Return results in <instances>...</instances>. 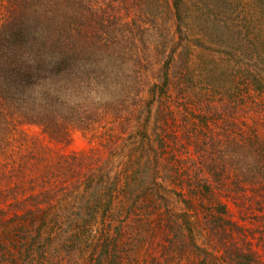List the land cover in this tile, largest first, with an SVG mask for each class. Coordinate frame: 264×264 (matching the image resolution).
<instances>
[{
  "label": "rangeland",
  "instance_id": "374dc122",
  "mask_svg": "<svg viewBox=\"0 0 264 264\" xmlns=\"http://www.w3.org/2000/svg\"><path fill=\"white\" fill-rule=\"evenodd\" d=\"M146 2L167 16L163 0ZM7 5L0 0V49L14 41ZM53 7L85 17L92 34L114 21L121 39L130 22L142 41L77 59L69 82L56 75L67 85L56 129L9 130L25 156L45 158L26 180L10 179L25 185L0 207V264H264V0H186L166 31L124 0L30 10ZM6 157L24 169L17 175L33 163ZM34 175L43 202L32 214Z\"/></svg>",
  "mask_w": 264,
  "mask_h": 264
},
{
  "label": "trees",
  "instance_id": "16d2710c",
  "mask_svg": "<svg viewBox=\"0 0 264 264\" xmlns=\"http://www.w3.org/2000/svg\"><path fill=\"white\" fill-rule=\"evenodd\" d=\"M124 1H126V8L129 11L135 12L139 18L142 17L138 19L141 23H153L157 30L163 31L162 28H164L166 31L168 30L165 27L167 24L182 21L181 11L186 0H163L168 11V14L165 13V16L167 15L164 17L165 19L162 16L163 13L155 12L147 6L146 1L148 0H140V2H144V6L142 3H138L139 0ZM42 2L43 0H9V5H7L9 11L7 22L11 23L7 29L14 41L7 47L1 42L0 49L5 50L4 54L0 55V207L3 209L5 205H11L9 199H14L13 193L20 186L19 184L25 185V182L17 183L15 184L17 188H12L9 185L12 183L10 179L16 177L19 178V182L26 180L29 172L39 171L38 160L45 158L38 157L36 153H28L30 155L25 156L23 154L25 148L21 139L15 146L10 142V138L7 139L9 130L12 127L16 129L23 123L44 125L46 128L56 129L57 123L67 119L59 109V100L63 95L57 92L66 91L67 85L63 90H60L58 85L63 83V80L69 82L73 63L77 62V59L80 62L96 53L98 55L117 54V48H123V53L126 50L132 51L142 41V39H137L136 35L128 34L130 22H127L125 28L120 31L123 38L118 39L117 33L119 32L112 29L114 21H111L109 26L94 30L92 34L85 29L87 19L83 16L78 18L67 13L58 15L56 14L58 11L54 10V7L53 11L45 10L48 13L30 10L32 6ZM135 4L136 7H134ZM144 14L149 17H143ZM134 22L137 23L136 19ZM163 37L164 43L165 40L168 41L165 33ZM92 38L94 41H91ZM148 57L150 58V55ZM49 67H52L50 71ZM48 71L51 75H48ZM52 72H54L53 75ZM56 75L62 78L60 84L55 81ZM53 77L55 82L50 83ZM35 83H38L37 87ZM38 86H41L42 90ZM58 131L61 133V129L58 128ZM9 149L13 150L12 155L7 153ZM6 155L9 156L8 159L19 156L20 161L22 158L28 157V159H33V163H28L32 165L26 166L25 169H29L21 175H17V172L24 169L20 170L16 167L13 169L9 164L11 162L4 163L2 158L6 159ZM25 163L27 162L25 161ZM32 180L33 185L26 191H29L28 201L32 205L29 212L34 214L39 210V201L43 193L37 190L36 175ZM41 202H43L42 199ZM22 204L15 200L14 205L19 207L17 209H23L26 206L20 208L23 206ZM0 212L4 213L6 210L1 209ZM30 248H27V251ZM251 260L246 259L242 264H257Z\"/></svg>",
  "mask_w": 264,
  "mask_h": 264
}]
</instances>
